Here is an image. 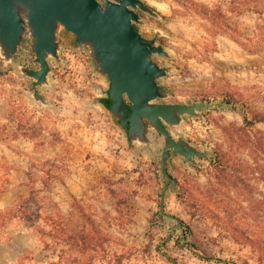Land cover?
<instances>
[{
	"label": "rangeland",
	"instance_id": "rangeland-1",
	"mask_svg": "<svg viewBox=\"0 0 264 264\" xmlns=\"http://www.w3.org/2000/svg\"><path fill=\"white\" fill-rule=\"evenodd\" d=\"M142 1L156 16L138 11L136 29L163 47L167 56L155 55L154 61L170 69L159 81L167 97L156 103L211 105L167 128L174 139L182 137L212 156L195 158L193 165L171 155L167 171L175 184L167 188L160 219L166 180L158 135L153 132L151 145L131 146L102 103L109 79L97 70L88 47H76L74 37L62 31L59 60L49 58L48 84L37 89L47 105L35 101L33 80L21 71L38 69L26 34L10 62L0 54V115H5L0 118V161L10 164L9 159L13 167L10 187L0 192V209L27 199L31 188L42 192V182L53 173L51 192L41 196L63 214L71 210V227L83 214L100 228L105 244L93 264H264V154H252L229 139L232 127L244 124L241 103L248 99L264 109V52L248 54L218 35L200 6L213 10L227 6L225 0ZM254 25L252 15L239 21L242 30ZM226 96L234 98L237 109L225 103ZM255 130L264 133V123ZM217 150L231 154L237 174L219 173ZM11 192L8 203L14 202L3 207ZM11 235L10 242L0 244V264L57 259L31 232L21 228Z\"/></svg>",
	"mask_w": 264,
	"mask_h": 264
},
{
	"label": "water",
	"instance_id": "water-1",
	"mask_svg": "<svg viewBox=\"0 0 264 264\" xmlns=\"http://www.w3.org/2000/svg\"><path fill=\"white\" fill-rule=\"evenodd\" d=\"M138 11L156 16L142 0H0V54L10 62L29 35L38 69L21 71L33 80L34 100L46 106L37 89L48 84L49 58L59 60V32L72 35L76 47H88L97 70L109 79L110 113L125 130L131 146L151 145L153 132L164 144L159 164L166 180L161 193V219L165 215V193L175 184L167 171L171 155L193 165L195 158L212 156L182 137L174 139L167 127L179 126L184 116L198 117L211 105L156 103L167 97L159 81L170 69L154 61L155 55L167 56L163 47L136 29L141 21Z\"/></svg>",
	"mask_w": 264,
	"mask_h": 264
},
{
	"label": "trees",
	"instance_id": "trees-1",
	"mask_svg": "<svg viewBox=\"0 0 264 264\" xmlns=\"http://www.w3.org/2000/svg\"><path fill=\"white\" fill-rule=\"evenodd\" d=\"M227 6L219 4L213 10L200 6L206 19L210 21L217 30L218 35H224L237 45L239 49L248 54H259L264 52V0H225ZM245 15L255 17V25L250 29H240L239 21ZM264 100V99H263ZM233 97H225V103L231 109H237ZM103 105L109 109V100H102ZM242 127H232L230 141L239 147H246L252 154L261 152L264 154V133L255 130L258 124L264 123V109L258 110L249 100L241 103ZM27 139L33 136L22 135ZM18 137L16 136L15 139ZM231 154L223 150L216 151V160L219 173L237 174L238 168L233 164ZM13 167L0 161V192L10 187V178ZM227 180H232L230 175ZM226 177V178H227ZM225 178V179H226ZM56 176L47 174V179L42 182V192L50 193L52 182ZM31 182V179H29ZM234 180H237L235 178ZM40 190L31 188L27 199L19 200L9 208L0 209V244L8 243L12 239L11 232L23 228L34 234L45 250L56 255V260L47 264H93L94 254L103 251L105 241L100 228L88 221L82 214V220L71 227V210L68 214L61 213L51 203L50 198L41 196ZM71 209V206H70ZM264 244V243H263ZM194 249L195 245H189ZM73 251L75 256H71ZM121 256L116 255L115 263ZM203 260L210 261L211 258L200 256ZM264 263V249L260 255ZM171 261V260H170ZM176 264L175 262H172Z\"/></svg>",
	"mask_w": 264,
	"mask_h": 264
},
{
	"label": "crops",
	"instance_id": "crops-1",
	"mask_svg": "<svg viewBox=\"0 0 264 264\" xmlns=\"http://www.w3.org/2000/svg\"><path fill=\"white\" fill-rule=\"evenodd\" d=\"M5 117V115L3 114V115H0V118L1 119H3ZM19 141V144H24L25 143V141H21V140H18ZM18 141H16V142H18ZM25 151H27V152H25V153H28V150H25ZM8 161H9V163L11 164L12 162L8 159ZM8 193V192H7ZM12 192H11V194L9 193V194H7L8 196H5L6 198L4 199L3 198V200H2V202H1V205L3 206V207H8V206H11L12 205V203L14 202V201H11L12 203H8V201H10V198H12ZM20 197V196H19ZM18 197V198H19Z\"/></svg>",
	"mask_w": 264,
	"mask_h": 264
}]
</instances>
